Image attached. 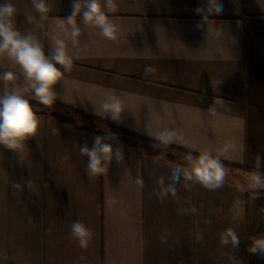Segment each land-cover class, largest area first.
Segmentation results:
<instances>
[{
  "label": "crops",
  "instance_id": "crops-1",
  "mask_svg": "<svg viewBox=\"0 0 264 264\" xmlns=\"http://www.w3.org/2000/svg\"><path fill=\"white\" fill-rule=\"evenodd\" d=\"M13 2L17 28L36 34L46 54L53 38L65 40L73 63L55 102L83 115L65 122L28 96L39 136L23 153L0 145V264H264L248 251L250 238L264 235V189L249 190L234 170L258 164L264 171V0H219L222 10L211 14L207 0H118L112 18L122 41L81 25L75 46L54 28L71 14L72 0H47L44 21L31 0ZM149 66L156 71L145 75ZM0 68L25 86L15 64L0 58ZM4 88L0 82V94ZM113 92L125 101L120 121L100 109ZM95 118L158 143L110 138L122 158L90 177L79 148L102 136L92 130H102ZM161 133L175 135L164 144ZM203 150L223 153L219 189L184 175L189 157ZM76 220L93 232L87 249L70 237ZM227 228L238 248L221 244Z\"/></svg>",
  "mask_w": 264,
  "mask_h": 264
},
{
  "label": "clouds",
  "instance_id": "clouds-1",
  "mask_svg": "<svg viewBox=\"0 0 264 264\" xmlns=\"http://www.w3.org/2000/svg\"><path fill=\"white\" fill-rule=\"evenodd\" d=\"M31 5L41 21L49 18L50 7L47 0H31ZM118 7V0H72L71 14L64 19H58L54 28L70 38L74 46L80 43L81 25L85 29H96L99 36L118 44L122 41L123 33L112 18ZM222 7L219 0H207L209 14L220 12ZM196 11L199 13L202 9L197 8ZM17 14L18 9L13 0L0 2V58L15 64L25 81V86L20 87L16 84L17 75L14 71L0 73V82L5 85L3 93L0 94V145L23 153L25 142L29 138L39 136L41 128V122L28 96L44 106H52L58 98L56 85L63 83L66 86V74L71 69L73 56L67 51L65 40L59 37L51 40L46 54L45 47L36 34L32 31L21 32L17 28ZM26 19L32 24L36 22L37 16L26 13ZM218 31L222 32V29ZM155 71L154 67L144 68L145 75ZM9 85H12L11 90ZM122 95L113 92L106 96L100 105L101 111L113 121H120L124 111L125 101ZM174 135L161 133L158 138L167 144ZM110 138V134L95 136L91 147L87 144L80 146V154L87 158L86 172L90 177L106 174L114 156L117 160L122 158L121 150H114L108 142ZM222 155L223 153L214 154L211 150H203L195 158L190 156L185 177L195 179L209 190L221 188L226 177ZM258 167L257 164V169L251 172L249 190L264 189V174L258 171ZM136 182L141 186L143 184L139 178ZM24 183L29 189L33 187L31 180ZM13 188L19 190L21 184L15 183ZM169 191L175 193V189L171 187ZM70 237L81 249H87L93 240V232L81 220H76L70 226ZM220 242L223 245L230 243L233 248L239 246L238 235L232 228L224 231ZM248 251L264 256V235L251 237Z\"/></svg>",
  "mask_w": 264,
  "mask_h": 264
},
{
  "label": "trees",
  "instance_id": "trees-1",
  "mask_svg": "<svg viewBox=\"0 0 264 264\" xmlns=\"http://www.w3.org/2000/svg\"><path fill=\"white\" fill-rule=\"evenodd\" d=\"M0 71H4L2 68H0ZM32 103H35L41 107H43L46 111H51L52 115L57 117L58 119H61L65 122H69V123H75L76 122V117L78 115H83L81 112H79L78 110L69 107V106H65L62 105L60 103L55 102L52 106H44L40 103H38L37 101H32ZM96 121H99L98 123L101 125H104L108 128H110L111 130H113L114 132H118L121 133L122 136H114V134L110 131H106V130H97L95 128H92L93 131L98 132L100 135L105 136L110 134L111 138H116L119 141H123L125 143H127L128 145L134 146V147H148L150 144H157L158 142H155L149 138L140 136L132 131H129L125 128L119 127L113 123L101 120V119H96ZM125 136H127L128 138H124ZM132 139H135L136 141H133ZM139 142H144V144H147L146 146H144V144L140 145ZM160 145H164V144H160ZM156 152V151H154ZM252 169V168H251ZM254 170V169H253ZM257 192H260L261 190H255Z\"/></svg>",
  "mask_w": 264,
  "mask_h": 264
},
{
  "label": "rangeland",
  "instance_id": "rangeland-1",
  "mask_svg": "<svg viewBox=\"0 0 264 264\" xmlns=\"http://www.w3.org/2000/svg\"><path fill=\"white\" fill-rule=\"evenodd\" d=\"M100 126H102L101 124H99ZM102 128V130H106V131H110V132H114L113 130H111L110 128H108V127H106V126H102L101 127ZM119 136H122V134L121 133H118V132H116ZM125 139L126 138H128L127 136H125L124 137ZM133 141H136L135 139H132ZM137 142V141H136ZM139 144L140 145H142V144H144V142L142 143V142H139ZM147 144H144V146H146ZM150 146V145H149ZM147 147V146H146ZM234 170L236 171H238L239 173H240V175H241V177L243 178V180L248 184L249 183V181L251 180V177H252V171H253V169H251V168H248V167H246V166H236V167H234ZM260 173H262V174H264V171H259ZM256 190H259V189H256ZM261 190V189H260Z\"/></svg>",
  "mask_w": 264,
  "mask_h": 264
}]
</instances>
